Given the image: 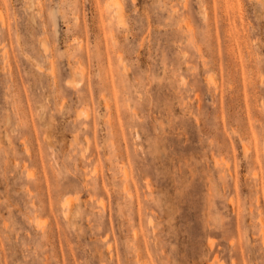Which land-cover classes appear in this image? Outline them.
I'll use <instances>...</instances> for the list:
<instances>
[{"label": "rangeland", "instance_id": "rangeland-1", "mask_svg": "<svg viewBox=\"0 0 264 264\" xmlns=\"http://www.w3.org/2000/svg\"><path fill=\"white\" fill-rule=\"evenodd\" d=\"M135 253L264 264V0H0V264Z\"/></svg>", "mask_w": 264, "mask_h": 264}, {"label": "bare ground", "instance_id": "bare-ground-1", "mask_svg": "<svg viewBox=\"0 0 264 264\" xmlns=\"http://www.w3.org/2000/svg\"><path fill=\"white\" fill-rule=\"evenodd\" d=\"M111 2H112V0H111ZM201 2H202V1H201ZM201 2H200V3H201ZM120 5H121V4H120ZM203 6H206L205 2H204V4H203ZM118 7H119V5H118ZM118 7L115 8V10H114L113 12L115 13L114 15H116L115 18H118L117 21L119 20L118 22H120V21H122V19H123V18L121 17V13H123V12H120V11L122 10V8H120V7L118 8ZM201 8H202V7H201ZM207 8H208V7H207ZM120 9H121V10H120ZM202 9H204V8H202ZM205 10H206V9H205ZM205 10H204V11H205ZM205 12H206V11H205ZM122 16H123V15H122ZM123 172L126 174L125 169H123ZM69 199H70V198H69ZM63 203H64V202H63ZM67 204H68V200H67ZM67 204H66V205H67ZM133 230H134V232H135V229H133ZM133 230H132V231H133ZM134 232H133V233H134ZM140 260H141V259H140ZM133 261H134V264H140L138 253H135V254H134V259H133ZM143 262H144V261H143Z\"/></svg>", "mask_w": 264, "mask_h": 264}]
</instances>
